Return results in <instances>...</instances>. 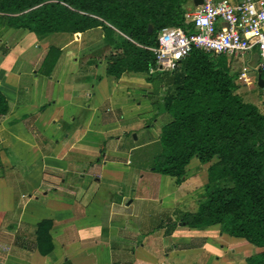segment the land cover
<instances>
[{
  "label": "crops",
  "instance_id": "crops-1",
  "mask_svg": "<svg viewBox=\"0 0 264 264\" xmlns=\"http://www.w3.org/2000/svg\"><path fill=\"white\" fill-rule=\"evenodd\" d=\"M194 7L195 0L185 4L187 13L201 10ZM18 30L0 40V90L9 103L0 116V264H246L260 251L219 225L184 223L208 182L211 163L196 160L180 183L162 180L166 212L155 214L152 230L151 197L115 183L133 165L126 151L148 131L141 120L152 100L131 93H151L146 74L108 75L100 28L56 39ZM45 219L53 248L42 253L36 231Z\"/></svg>",
  "mask_w": 264,
  "mask_h": 264
},
{
  "label": "trees",
  "instance_id": "trees-1",
  "mask_svg": "<svg viewBox=\"0 0 264 264\" xmlns=\"http://www.w3.org/2000/svg\"><path fill=\"white\" fill-rule=\"evenodd\" d=\"M187 1L0 0V40L9 28L37 35L100 28L109 54L107 74L120 78L127 71L145 73L157 84L151 92L159 96L153 108L171 116L161 129L156 170L180 183L193 158L211 163L205 196L197 212L185 214L184 223L201 229L219 225L260 249L246 264H264V109L245 98L240 71L225 55L193 48L173 71L157 67L153 48L163 28L196 32L194 24L186 22ZM56 51L52 46L49 54ZM8 111L0 90V116ZM51 226L49 219L37 225L42 253L53 248Z\"/></svg>",
  "mask_w": 264,
  "mask_h": 264
},
{
  "label": "built area",
  "instance_id": "built-area-1",
  "mask_svg": "<svg viewBox=\"0 0 264 264\" xmlns=\"http://www.w3.org/2000/svg\"><path fill=\"white\" fill-rule=\"evenodd\" d=\"M186 22L194 24L195 33L188 35L178 26L161 31L153 48L160 72L176 69L193 48L228 56L233 67L234 58L255 60L239 69L241 80L251 70L264 72V0H203L201 10L186 14Z\"/></svg>",
  "mask_w": 264,
  "mask_h": 264
},
{
  "label": "rangeland",
  "instance_id": "rangeland-1",
  "mask_svg": "<svg viewBox=\"0 0 264 264\" xmlns=\"http://www.w3.org/2000/svg\"><path fill=\"white\" fill-rule=\"evenodd\" d=\"M199 7H194V10H197ZM19 32H25V29H19ZM63 35H66L65 33H54V34H48L45 38H59ZM47 40V39H46ZM34 46V45H33ZM228 57V56H227ZM229 58V57H228ZM231 60V59H230ZM248 57L244 58H234V69L241 70V68L249 67L250 64H257V62L253 59L248 62ZM102 62V61H100ZM246 62V63H244ZM252 71V72H251ZM248 73V76L246 79H240L242 83L241 91L245 95V98L248 100H251L253 102L258 103L261 105V107L264 109V97L262 93L264 92L262 88H260L257 84V74L253 70H251ZM96 77H92L90 79H86L87 82H89L91 85L94 84V82H97ZM150 82V81H148ZM153 89L156 90L157 84L156 82H150ZM151 91V92H152ZM131 93L138 94L145 96L147 95L152 100V106L153 102L159 98L158 95H155L156 93H149L148 90L143 89H135L131 90ZM130 93V94H131ZM121 113V110H120ZM103 114L108 118L111 115H113L111 108H104ZM164 114V113H163ZM143 123L142 125L147 128V132L141 133L139 135L140 140H136L134 134H136V137H138V132L134 131L131 135L132 139L136 140V144L133 145L135 148L131 151H126V153L129 155V159L133 161V165L127 166L125 170L126 173H124L123 179L115 181L116 184L122 183L125 187L133 184V188L137 189L136 191L140 190L146 193L149 197H151L150 202L146 203V207L152 211V222H151V229L155 230L158 229L157 225L159 223V219L155 216L161 215L162 213L166 212L164 208L161 206V203L159 202L161 194V185L162 180H170L171 177L163 175L157 171H154L153 169L156 167V158L160 153L162 152V143L160 141L161 136V129L163 125L171 119V116L169 115V120L165 121L166 117H159V113L157 112V109L153 108V110L147 114H144L142 116ZM157 123L155 124V122ZM160 130V131H159ZM141 146L138 147L139 143H144ZM196 160L197 162H200L196 157L193 158L192 161ZM191 161V162H192ZM196 162V163H197ZM195 161L192 163V168H194V171H196L198 165H196ZM192 171V169L190 170ZM143 180V181H142ZM132 187L129 188L130 191L133 189ZM157 198V199H156Z\"/></svg>",
  "mask_w": 264,
  "mask_h": 264
},
{
  "label": "water",
  "instance_id": "water-1",
  "mask_svg": "<svg viewBox=\"0 0 264 264\" xmlns=\"http://www.w3.org/2000/svg\"><path fill=\"white\" fill-rule=\"evenodd\" d=\"M202 3H203V0H195V4L197 6H200ZM149 30L150 31L153 30V26L152 25L149 26ZM256 58L258 59L259 56L256 55ZM257 84L264 91V77L262 76V71L261 70H258V72H257Z\"/></svg>",
  "mask_w": 264,
  "mask_h": 264
}]
</instances>
